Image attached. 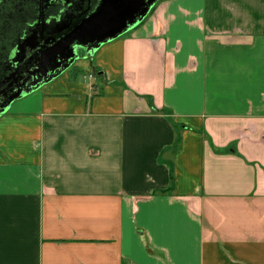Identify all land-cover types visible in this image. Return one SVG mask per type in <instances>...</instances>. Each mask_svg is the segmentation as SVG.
<instances>
[{
  "label": "crops",
  "instance_id": "obj_1",
  "mask_svg": "<svg viewBox=\"0 0 264 264\" xmlns=\"http://www.w3.org/2000/svg\"><path fill=\"white\" fill-rule=\"evenodd\" d=\"M89 57L0 115V264H264V0H160Z\"/></svg>",
  "mask_w": 264,
  "mask_h": 264
},
{
  "label": "flooded vegetation",
  "instance_id": "obj_2",
  "mask_svg": "<svg viewBox=\"0 0 264 264\" xmlns=\"http://www.w3.org/2000/svg\"><path fill=\"white\" fill-rule=\"evenodd\" d=\"M101 0H0V100L35 79L42 54L53 48ZM76 54L83 59L84 49Z\"/></svg>",
  "mask_w": 264,
  "mask_h": 264
},
{
  "label": "water",
  "instance_id": "obj_3",
  "mask_svg": "<svg viewBox=\"0 0 264 264\" xmlns=\"http://www.w3.org/2000/svg\"><path fill=\"white\" fill-rule=\"evenodd\" d=\"M158 0H101L89 16L57 40L55 46L42 54L33 81L18 87L0 100V115L10 104L51 82L75 61L76 45L84 49L82 58L89 57L101 45L125 34L138 25Z\"/></svg>",
  "mask_w": 264,
  "mask_h": 264
},
{
  "label": "rangeland",
  "instance_id": "obj_4",
  "mask_svg": "<svg viewBox=\"0 0 264 264\" xmlns=\"http://www.w3.org/2000/svg\"><path fill=\"white\" fill-rule=\"evenodd\" d=\"M159 1L160 0H158L157 3ZM89 59H90V57H86V58L79 59V60L75 61L71 66H69L66 70H64L61 74H59L55 79L60 77V79L67 78L70 81L75 80L79 84H90V83H93V84L96 83L97 84V78L98 77L96 76V74L94 72H92L91 66L88 65ZM89 74L92 75V79L88 78ZM55 79H53V80H55ZM110 83L111 82H108V84H110ZM103 85H98V87H103ZM58 87L62 91H65L66 89H68L67 86H64L62 84H59ZM85 88H88V87L86 86Z\"/></svg>",
  "mask_w": 264,
  "mask_h": 264
},
{
  "label": "trees",
  "instance_id": "obj_5",
  "mask_svg": "<svg viewBox=\"0 0 264 264\" xmlns=\"http://www.w3.org/2000/svg\"><path fill=\"white\" fill-rule=\"evenodd\" d=\"M153 8H154V6L151 8L150 12L153 10ZM150 12H149V13H150ZM149 13H148V14H149Z\"/></svg>",
  "mask_w": 264,
  "mask_h": 264
},
{
  "label": "built area",
  "instance_id": "obj_6",
  "mask_svg": "<svg viewBox=\"0 0 264 264\" xmlns=\"http://www.w3.org/2000/svg\"><path fill=\"white\" fill-rule=\"evenodd\" d=\"M89 78H91V76L89 75Z\"/></svg>",
  "mask_w": 264,
  "mask_h": 264
}]
</instances>
